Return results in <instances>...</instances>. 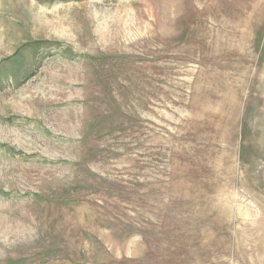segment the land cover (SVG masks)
<instances>
[{
	"label": "rangeland",
	"instance_id": "obj_1",
	"mask_svg": "<svg viewBox=\"0 0 264 264\" xmlns=\"http://www.w3.org/2000/svg\"><path fill=\"white\" fill-rule=\"evenodd\" d=\"M0 264H264V0H0Z\"/></svg>",
	"mask_w": 264,
	"mask_h": 264
}]
</instances>
